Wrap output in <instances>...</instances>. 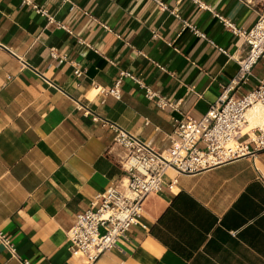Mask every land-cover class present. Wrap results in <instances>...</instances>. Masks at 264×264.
<instances>
[{
	"label": "crops",
	"instance_id": "obj_1",
	"mask_svg": "<svg viewBox=\"0 0 264 264\" xmlns=\"http://www.w3.org/2000/svg\"><path fill=\"white\" fill-rule=\"evenodd\" d=\"M160 1L178 16L151 0H0V231L16 250L0 241V264H86L68 233L125 175L114 128L164 153L174 119H202L236 77L246 47L219 17L249 30L264 0ZM123 72L178 110L129 78L106 96ZM261 83L264 59L237 97ZM250 112L239 141L254 149L264 109ZM142 224L98 264H264V150L168 171Z\"/></svg>",
	"mask_w": 264,
	"mask_h": 264
},
{
	"label": "built area",
	"instance_id": "obj_2",
	"mask_svg": "<svg viewBox=\"0 0 264 264\" xmlns=\"http://www.w3.org/2000/svg\"><path fill=\"white\" fill-rule=\"evenodd\" d=\"M161 11L178 16L176 11L160 0H151ZM227 29L242 38L246 47L240 59L236 77L227 85L217 101L200 120L182 114L174 119L171 145L160 153L126 133L114 128L116 142L126 149L121 161L125 175L121 180L98 195L89 209L78 215L68 237L72 243V255L82 258L86 264H98L105 253L118 248V241L131 228L142 224L144 204L148 197L163 189L168 171L193 174L201 172L255 151L264 150V130L252 138L250 143L240 142L239 138L248 122L251 109H264V84L237 97V91L249 83L254 67L264 59V9L258 13V20L249 30L237 28L231 21L219 17ZM199 37L206 39L199 29L185 23ZM213 44V43H212ZM227 54L224 49H219ZM53 56L56 57L55 53ZM62 62V60L60 61ZM129 78L146 91V97L161 109L178 110V104L165 99L161 94L143 84L131 73H121L113 88L104 89L106 96L121 98V83ZM176 180L168 188L174 190ZM0 241L12 255L15 248L10 239L0 231ZM23 264H31L24 261Z\"/></svg>",
	"mask_w": 264,
	"mask_h": 264
},
{
	"label": "bare ground",
	"instance_id": "obj_3",
	"mask_svg": "<svg viewBox=\"0 0 264 264\" xmlns=\"http://www.w3.org/2000/svg\"><path fill=\"white\" fill-rule=\"evenodd\" d=\"M248 117H249V120H250L251 122H254L255 118H259V115H257L255 112H250V113L248 114ZM260 117H263V116H260Z\"/></svg>",
	"mask_w": 264,
	"mask_h": 264
}]
</instances>
